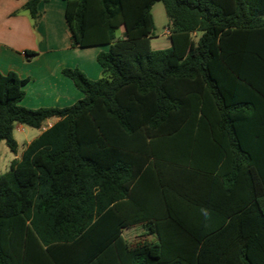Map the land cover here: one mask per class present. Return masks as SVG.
I'll list each match as a JSON object with an SVG mask.
<instances>
[{"label": "trees", "instance_id": "trees-1", "mask_svg": "<svg viewBox=\"0 0 264 264\" xmlns=\"http://www.w3.org/2000/svg\"><path fill=\"white\" fill-rule=\"evenodd\" d=\"M65 1L72 44L107 47L102 76L64 68L84 97L34 109L28 79L0 71L12 152L15 123L59 118L0 174V264H264V0H162L163 49L157 0ZM149 176L168 219L126 209ZM140 222L158 242L123 238Z\"/></svg>", "mask_w": 264, "mask_h": 264}, {"label": "crops", "instance_id": "crops-1", "mask_svg": "<svg viewBox=\"0 0 264 264\" xmlns=\"http://www.w3.org/2000/svg\"><path fill=\"white\" fill-rule=\"evenodd\" d=\"M25 3L26 0H0V71H16L20 77L28 79L25 96L20 101L25 107L35 109L71 105L82 99L84 94L74 81L63 73V69L77 67L89 78L98 79L102 76V67L97 56L100 51L107 50V47L82 48L72 44L71 31L65 17V0L40 1L37 19L30 15ZM167 29L171 34L170 27H167L163 37L168 39V43L155 47L151 41L154 49L171 45ZM123 30L122 28L119 36L123 35ZM195 35L199 33H194ZM26 51L36 52V55L30 56ZM58 120V117L45 119L41 127L34 130L15 123L13 135L18 142L17 151L12 152L5 145V141H1L0 151L3 158L0 157V160H6L3 162L6 166H10L14 160H20L29 143ZM18 136L22 138L21 142ZM150 176L152 177L151 174ZM150 176L140 179L132 199H127L126 209L158 213L161 219H168L162 217L167 211L166 205ZM151 218L154 221L160 220L159 216L152 215ZM122 236L130 244L159 240L158 234L148 231L144 222L124 227Z\"/></svg>", "mask_w": 264, "mask_h": 264}, {"label": "rangeland", "instance_id": "rangeland-1", "mask_svg": "<svg viewBox=\"0 0 264 264\" xmlns=\"http://www.w3.org/2000/svg\"><path fill=\"white\" fill-rule=\"evenodd\" d=\"M152 14L154 20V35L151 38L153 46L157 47L161 43H168V39L163 37V34L167 27L170 25L169 18L166 13L165 5L162 0H157L152 7ZM118 35L121 34V29L117 32ZM199 35H195L194 38L198 39ZM30 127V126H29ZM31 130H34V127H30ZM18 135V134H17ZM19 141H22V138L18 136ZM6 145V144H5ZM0 157L3 158L2 152L0 151ZM6 160H0V174L8 171L10 169L9 164L6 166L3 162Z\"/></svg>", "mask_w": 264, "mask_h": 264}, {"label": "built area", "instance_id": "built-area-1", "mask_svg": "<svg viewBox=\"0 0 264 264\" xmlns=\"http://www.w3.org/2000/svg\"><path fill=\"white\" fill-rule=\"evenodd\" d=\"M166 33L170 34V31H169V29H167Z\"/></svg>", "mask_w": 264, "mask_h": 264}]
</instances>
